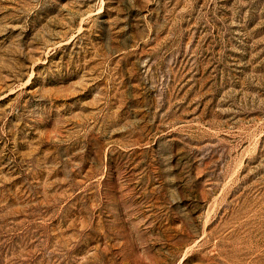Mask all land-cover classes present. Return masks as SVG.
I'll use <instances>...</instances> for the list:
<instances>
[{
  "label": "rangeland",
  "instance_id": "374dc122",
  "mask_svg": "<svg viewBox=\"0 0 264 264\" xmlns=\"http://www.w3.org/2000/svg\"><path fill=\"white\" fill-rule=\"evenodd\" d=\"M0 264H264V0H0Z\"/></svg>",
  "mask_w": 264,
  "mask_h": 264
}]
</instances>
